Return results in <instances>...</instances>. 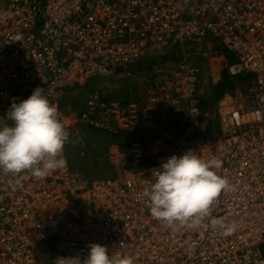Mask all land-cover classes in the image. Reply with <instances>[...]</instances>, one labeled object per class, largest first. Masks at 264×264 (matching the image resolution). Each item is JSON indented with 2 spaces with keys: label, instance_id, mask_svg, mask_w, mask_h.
<instances>
[{
  "label": "built area",
  "instance_id": "obj_1",
  "mask_svg": "<svg viewBox=\"0 0 264 264\" xmlns=\"http://www.w3.org/2000/svg\"><path fill=\"white\" fill-rule=\"evenodd\" d=\"M206 37L233 57L229 76L248 77L243 93L215 105L214 137L201 135L212 116L202 110V68L186 57ZM145 61L156 75L137 99L95 88L77 117L64 116L65 89ZM37 86L70 135L79 123L130 140L108 146L112 176L72 167L66 144V167L43 180L24 173L13 188L0 173V264L82 262L91 243L134 264H264V0H0V125ZM189 150L220 159L214 171L231 188L195 226H165L145 189L161 162ZM216 219L237 228L226 236Z\"/></svg>",
  "mask_w": 264,
  "mask_h": 264
},
{
  "label": "clouds",
  "instance_id": "obj_2",
  "mask_svg": "<svg viewBox=\"0 0 264 264\" xmlns=\"http://www.w3.org/2000/svg\"><path fill=\"white\" fill-rule=\"evenodd\" d=\"M0 125V173L13 176L12 187H19L24 173L43 180L67 165L64 146L70 142L69 132L59 118L56 104L50 103L46 90L37 86L18 103L13 101ZM220 159H202L192 150L180 156H169L155 170L145 189L150 214L165 224L195 226L210 214L213 203L222 191L230 190L227 178L214 171ZM215 224L231 235L236 224L216 219ZM55 264H134L130 256L115 257L99 243H91L86 258L58 257Z\"/></svg>",
  "mask_w": 264,
  "mask_h": 264
},
{
  "label": "trees",
  "instance_id": "obj_3",
  "mask_svg": "<svg viewBox=\"0 0 264 264\" xmlns=\"http://www.w3.org/2000/svg\"><path fill=\"white\" fill-rule=\"evenodd\" d=\"M206 38H210V37H206ZM210 40L211 39H208L207 42H210ZM215 50L219 58L213 62L208 77L209 84L207 85L204 94L201 95V99H202L201 104H202L203 112L212 116V119L206 120L205 126L201 130V135L204 137L206 136L214 137L217 135V126L213 112L215 105L225 97H230L231 99H233V94L236 90L243 91L240 89L243 83V77L241 76L231 77L227 74L226 69L223 67L225 63H228L233 60L231 54L225 51V49L220 44L215 46ZM147 66L148 65L145 62H137L131 65L130 68L133 70L136 69L141 70V69H145V67ZM243 76L247 77V75H243ZM247 85H248V81H247ZM118 97L120 96L117 95L113 98L116 99ZM123 97H125L123 99L124 101L128 100L126 94L123 95ZM84 129L94 133V137L96 138L94 141L96 142V144L95 145L91 144L92 148L90 149L89 147L87 148L85 147L82 149L79 148L78 145H72L71 149L74 148V150L78 152L82 150L85 154V159L87 160L89 167H86L85 170L82 159L78 160L79 163L72 164L71 153L69 155L70 159L68 158L69 162L72 164V167L79 170L81 168V170L83 171L85 170L84 172L88 173L86 175L93 174V176H97L99 174H103V176L104 175L112 176L114 170L107 162L104 161L102 156L104 152V147L109 146L110 144L113 143H116L119 146L124 147L128 144L130 140L129 135L125 132L112 134L105 130H97L89 126L88 127L85 126ZM132 137L134 138L135 135H133ZM78 152H75L74 154Z\"/></svg>",
  "mask_w": 264,
  "mask_h": 264
},
{
  "label": "rangeland",
  "instance_id": "obj_4",
  "mask_svg": "<svg viewBox=\"0 0 264 264\" xmlns=\"http://www.w3.org/2000/svg\"><path fill=\"white\" fill-rule=\"evenodd\" d=\"M208 39H211L210 42H207ZM219 45V42L216 39L213 38H206L204 41L201 42L200 44V50L199 51H195L193 49H189V51L186 52V57L188 59H190L191 61L196 62L197 64H199L202 68V72H203V76H202V82L200 85V95H203L207 85L209 84V73H210V69L213 65V62L215 60H217L218 54L216 53L215 50V46ZM195 49V47H194ZM226 51V50H225ZM228 52V51H227ZM145 69H141V70H129L130 71V75L129 76H122V75H116L114 77H110V76H103V77H98L95 78L93 80H90L89 83L80 86V88H76L78 90L77 92V105L74 108V110L77 111V108H79L80 105H82L83 103V99L85 98L86 94L92 90V89H100L103 94L109 98H113L115 96H120L118 98L120 99H124L125 97H123L124 94L128 95V99H132V97L134 96H139V94L142 93V91L140 93H138V89H137V85L135 83H133V81L131 80L132 76H135L139 79H143V75H144V71ZM145 76V75H144ZM243 77V83L240 87L241 93H243L245 91V89L247 88V81L248 78L246 76H241ZM130 90V91H129ZM136 90V91H133ZM124 92L122 95L120 93ZM131 92V93H130ZM138 93V95H136ZM134 94V95H133ZM65 97V96H64ZM65 99V98H64ZM82 101V102H80ZM63 104L68 103V99L62 102ZM65 107V106H64ZM87 131L86 129L84 130V128H82L81 126L78 125H72L70 127V132L71 135L69 136L70 142H69V148L66 147V153H67V157L69 158L70 152H67V149H71L72 145H78L79 148H87L89 147L92 148L91 144L95 145L96 142L94 141L95 139H92L90 137L89 134H86ZM85 133V134H84ZM90 133L92 134V136H94V133L90 131ZM89 144V145H88ZM88 145V146H87ZM80 152H83L82 150H80ZM71 156H72V151H71ZM70 159V158H69ZM78 159L77 157L75 159H72L71 163L75 164L78 163ZM108 163V162H107ZM87 167V166H85ZM89 167V166H88ZM99 175H103V174H99ZM97 175V176H99Z\"/></svg>",
  "mask_w": 264,
  "mask_h": 264
},
{
  "label": "crops",
  "instance_id": "obj_5",
  "mask_svg": "<svg viewBox=\"0 0 264 264\" xmlns=\"http://www.w3.org/2000/svg\"><path fill=\"white\" fill-rule=\"evenodd\" d=\"M154 62V61H153ZM152 61H145V63L148 65L147 67H145V70L143 71L144 72V75H143V79H139V78H137V77H135V76H132L131 77V80L133 81V83H135L137 86V89H138V93H140L141 91L143 92V89H144V86L147 84V82L152 78V77H154L155 75H156V72L152 69V65H151V63H153ZM130 70H131V68H130ZM130 72V71H129ZM131 73H129V75H130ZM120 75H122L123 76V74H120ZM129 75H124V76H129ZM131 76V75H130ZM76 88H80V87H73V88H67V89H65L64 90V92H63V95H62V97H61V106H62V110H63V114H65L64 116H66V117H70V119L72 120L73 119V117H77L78 115H79V113L83 110V107H84V100H85V98L83 99V103H82V105H80L79 106V108H77V111L76 110H74V108L76 107V105H77V92H78V90L76 89ZM130 91V90H129ZM133 91H136V90H133ZM120 93V92H119ZM124 93V92H123ZM122 92L120 93V94H123ZM131 93V92H130ZM138 93L136 94V95H138ZM125 95V94H124ZM134 95V94H133ZM141 94H139V96H140ZM65 96V97H64ZM128 96V95H127ZM139 96H134V97H132V98H135V99H137ZM65 98V99H64ZM68 99V103H67V105L66 104H63L62 102L63 101H65V100H67ZM80 102H82V101H80ZM65 106V107H64ZM74 125H78V126H81L82 128H85V126L84 125H82V124H79V123H75ZM88 127V126H87ZM85 130V129H84ZM86 132V134H89L90 135V137L92 138V139H96L94 136H92V134L90 133V131H85ZM85 134V133H84ZM113 144H115V145H118V144H116V143H113ZM69 143H67L66 144V147H68L69 148ZM111 145V144H110ZM107 148H108V146H105L104 147V152H103V154H102V156H103V159H104V161L105 162H107L106 161V152H107ZM71 151H72V159H75L76 157L78 158V159H82V161H83V165H84V168H85V170H86V167L85 166H89V164H88V162H87V160L85 159V154H84V152H78V151H75L74 150V148L73 149H67V152L69 153H71ZM75 152H78V153H76V154H74ZM79 163V162H78ZM80 170H81V168H80ZM84 170V171H85ZM85 175L86 174H88V173H86V172H84L83 170H81ZM91 171V170H90ZM93 173V172H92ZM88 176H93V174H91V175H88Z\"/></svg>",
  "mask_w": 264,
  "mask_h": 264
}]
</instances>
